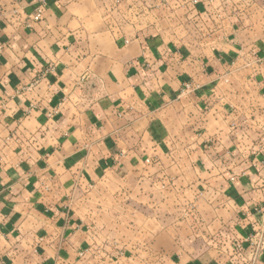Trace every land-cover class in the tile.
<instances>
[{"label":"crops","instance_id":"1","mask_svg":"<svg viewBox=\"0 0 264 264\" xmlns=\"http://www.w3.org/2000/svg\"><path fill=\"white\" fill-rule=\"evenodd\" d=\"M0 0V264H264V0Z\"/></svg>","mask_w":264,"mask_h":264},{"label":"built area","instance_id":"2","mask_svg":"<svg viewBox=\"0 0 264 264\" xmlns=\"http://www.w3.org/2000/svg\"><path fill=\"white\" fill-rule=\"evenodd\" d=\"M37 6L34 9V12L31 14V19L33 21H39L45 11V0H38Z\"/></svg>","mask_w":264,"mask_h":264}]
</instances>
